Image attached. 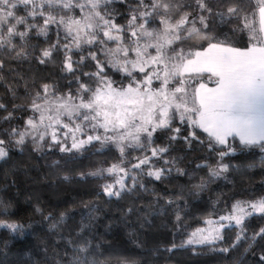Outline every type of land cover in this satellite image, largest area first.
I'll list each match as a JSON object with an SVG mask.
<instances>
[{
  "label": "trees",
  "instance_id": "1",
  "mask_svg": "<svg viewBox=\"0 0 264 264\" xmlns=\"http://www.w3.org/2000/svg\"><path fill=\"white\" fill-rule=\"evenodd\" d=\"M165 2L178 5L172 9L173 19L184 11L192 16L200 14L195 0ZM206 2L212 9L211 13H203L210 35L232 46L247 45L248 32L239 28L240 17L250 11L249 0ZM137 6L138 0H112L107 10L118 24L124 25ZM232 6L243 9L239 16L227 13ZM149 19V27H160L158 19L154 22ZM35 22L42 24L43 20L37 17ZM197 27H200L198 21ZM36 32L33 29L26 42L14 38L15 50L7 46L0 48V104L4 105L0 108V138L11 139V143H6L8 155L0 159V222L20 226L16 231L0 227V264H72L77 256L87 257L95 264H264L260 259L264 255V238L253 239L264 228V214L247 217L242 226L223 228L222 239L216 242L184 243L205 220L225 214L237 201L264 197V151L259 146L245 147L238 138L230 137L235 151L221 160L219 152L227 151V146L208 147L207 134L199 129L195 130L197 138L193 139L189 136L192 129L181 125L177 118L172 122V127L181 128L176 140H169L172 133L168 130H158L153 135V146L168 147L163 158H153L155 167L164 169L161 179L156 180L147 175L148 165L142 166V170L131 167L138 162L137 158L145 155L139 148H126L121 157L111 142L98 144V149L96 142H92L79 151L65 152L50 137L39 147L31 138L23 145L15 144L8 133L13 128L23 129L29 117L38 118L39 114L31 110V103L43 84L53 86L55 96L69 91L75 95L79 87L77 77L82 82L93 83L83 75L97 70L89 52L105 59L99 46L73 48L70 53L73 61L81 56L86 59L74 64L75 73L67 72L62 46L68 41L60 29V47L41 63L42 49L57 41V28L50 25L47 36ZM21 46L26 54L17 57ZM174 46L182 45L177 41ZM206 46L204 42L203 47ZM105 71L112 79H121L120 73L110 68ZM9 113L11 119H3ZM185 136L188 140L183 139ZM114 163L129 170L126 188L119 197H109L103 191L106 184L114 182L113 177L92 174ZM221 163L227 164L228 170L213 176L211 173ZM132 176L136 177L134 186ZM238 235H241L239 242ZM44 240L49 243L43 255L25 256ZM85 243L89 245L87 254L78 251ZM223 248L229 251L222 252Z\"/></svg>",
  "mask_w": 264,
  "mask_h": 264
},
{
  "label": "snow or ice",
  "instance_id": "2",
  "mask_svg": "<svg viewBox=\"0 0 264 264\" xmlns=\"http://www.w3.org/2000/svg\"><path fill=\"white\" fill-rule=\"evenodd\" d=\"M111 2L0 0V48L7 46L15 50L14 38L26 42L33 29L37 30V35L47 36L49 26L56 25L57 41L42 49L41 63L60 47V29L68 41L62 46L67 72L75 73L74 64L79 65L86 59L81 56L80 60L73 61L70 54L73 48L99 46L105 57L101 60L96 52H89L97 70L83 75L93 83L82 82L77 77L79 87L75 95L69 91L55 96L53 86L43 84L31 103V110L39 114L38 118L29 117L23 129L13 128L8 133L16 145H23L31 138L39 147L50 137L52 143L60 144V151L65 152L80 150L95 140L111 142L121 157L126 148L135 147L145 155L137 158L138 162L131 167L142 170V166L148 165L147 175L156 180L161 179L164 169L156 168L153 158H163L168 147L153 146V135L158 130H168L172 133L169 140H176L181 128L172 127V122L177 118L181 125L192 129L189 136L193 139L197 138L195 130L199 129L207 134L208 147L227 146V151L219 152L221 160L235 151L230 137L238 138L245 147L259 146L264 151V0H249L250 11L240 17L242 27L239 30L248 32V44L243 47L225 44L210 35L203 13H211L212 9L206 0H195L198 16L184 11L176 19H173L172 9L178 5L165 0H149L148 3L138 0L137 8L131 11L124 25L118 24L107 10ZM241 11L243 9L236 6L227 9L230 16H239ZM217 15L223 18L222 13ZM37 17L42 18V24L35 22ZM149 18L152 22L158 19L160 27H149ZM177 41L182 46L175 47ZM110 42L115 46L108 47ZM204 42H207L206 47H203ZM25 54L23 46L16 52L17 57ZM106 68L120 73L121 79H112ZM205 80L214 87H209ZM0 108L4 105L0 104ZM3 119L10 120L11 113ZM68 139H71L70 148L66 146ZM6 143H11V139L0 138V159L8 155ZM227 170L228 165L221 163L211 174L217 176ZM104 171L115 177L113 183L104 186V193L119 197L126 188L129 170L121 164H113ZM132 180L134 186L136 177L132 176ZM254 214H264V197L237 201L218 221L205 220L207 227L196 229L184 243H213L222 239L220 233L226 226L222 221L242 226L245 219ZM0 227L16 231L20 226L0 222ZM241 235L237 236V242ZM255 236L264 238V228L253 239ZM78 251L89 253V245H80ZM260 259L264 261V255ZM72 264L95 262L77 256Z\"/></svg>",
  "mask_w": 264,
  "mask_h": 264
},
{
  "label": "rangeland",
  "instance_id": "3",
  "mask_svg": "<svg viewBox=\"0 0 264 264\" xmlns=\"http://www.w3.org/2000/svg\"><path fill=\"white\" fill-rule=\"evenodd\" d=\"M63 131H67L66 129H64ZM89 132H90V130H88ZM101 132H102V130H101ZM91 134H95V133H91ZM62 139H63V137H62ZM93 142H96V146H95V148H99L100 146H98V144H109L110 142H108V143H104V142H102V141H93ZM98 142V143H97ZM91 144V143H90ZM110 144H112V143H110ZM67 145L69 146V148L71 147V139H68L67 140ZM86 145H88V144H86ZM85 145V146H86ZM112 145H114V144H112ZM67 146V147H68ZM115 146V145H114ZM73 150H75V151H79V150H76V149H73ZM114 164H119V163H114ZM113 164H111V165H108V166H104L103 168H100L99 170H98V173H104V174H106L107 176H110V177H113L114 179H115V177L114 176H111V175H109L106 171H104L105 169H107L108 167H111ZM122 175V174H121ZM119 187V186H118ZM117 187V188H118ZM232 208V207H231ZM231 210V209H230ZM230 210L228 211V212H226L225 214H223V215H226L227 213H229L230 212ZM223 215H221V216H223ZM220 217V216H219ZM219 217H217V218H210V219H212V220H214V221H218L219 220ZM221 223H224L226 226L225 227H229V226H236L235 225V223L234 222H232L230 225H229V222L228 221H222ZM218 226V225H217ZM207 227V225L204 223L202 226H200V227H198V228H206ZM224 227V228H225ZM197 228V229H198ZM194 231H196V229L194 230ZM193 231V232H194ZM222 231V230H221ZM221 234V233H220ZM217 241V240H216ZM215 241V242H216ZM48 243L49 242H47V240H44L43 242H41V243H39V245H38V247L36 248V249H33L32 251H30V252H27L26 254H25V256H39V255H43L45 252H46V248H47V246H48ZM205 244H208V243H205ZM192 245H198V244H192Z\"/></svg>",
  "mask_w": 264,
  "mask_h": 264
},
{
  "label": "crops",
  "instance_id": "4",
  "mask_svg": "<svg viewBox=\"0 0 264 264\" xmlns=\"http://www.w3.org/2000/svg\"><path fill=\"white\" fill-rule=\"evenodd\" d=\"M206 83H207V82H206ZM208 86H209V87H214V84H209V83H208Z\"/></svg>",
  "mask_w": 264,
  "mask_h": 264
}]
</instances>
